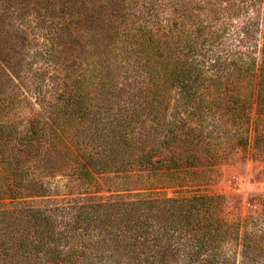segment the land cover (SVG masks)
<instances>
[{
  "label": "trees",
  "instance_id": "trees-1",
  "mask_svg": "<svg viewBox=\"0 0 264 264\" xmlns=\"http://www.w3.org/2000/svg\"><path fill=\"white\" fill-rule=\"evenodd\" d=\"M248 7L260 12L264 0H0V204L22 206L19 211L32 218L35 230L41 228V234L46 232L41 243L46 246L45 264H78L79 260L74 252L61 257L48 250L56 234L65 232L52 228L54 212L59 210L64 217L75 205L68 203L61 208L41 205L42 201L61 200L46 199L44 177H52L54 172L83 185L84 192L102 182L98 180L104 179V184L111 185L114 177L122 178L121 182L127 186L132 182L138 184L146 167L154 177L163 173L180 184L179 180L194 173L195 166L200 164L201 154L192 148L203 143L202 129L207 125L220 131L229 149L233 145L246 147L253 130L254 148L264 158V33L260 47L251 45L245 26V31L237 34V45L222 42L229 19ZM261 20L264 30V13ZM39 29L48 37L46 41L40 42L36 33ZM120 36L129 40L136 63L118 64V69L124 79L133 78V88L139 96H150L142 99L137 105L140 109L135 111L127 103L117 102L113 103L116 109L111 111L113 107L107 105L113 101L99 96L104 91L105 95L110 93L107 84L114 86L113 78H108L111 72L96 82L90 74L97 67L89 58L111 50ZM53 40L64 46L57 48ZM30 43H36L32 60L36 56L43 59L33 70L34 77L46 68L51 73L46 79L47 94H41L40 82L33 85L34 101L40 108H30L23 120L19 119L17 105L27 100L26 92L34 81L32 78L25 90L22 51ZM256 47L260 62L254 56ZM32 62L28 59L25 65ZM90 85L94 87L91 92ZM172 92L179 97L172 107L183 114L166 122L163 140L169 143L165 147L169 153L154 144L143 150L139 115L143 108H149L153 117L148 126L156 130L159 122L155 117L167 111L170 106L167 98ZM102 113L105 115L101 116ZM100 116L107 120L103 123ZM99 122L103 123L100 128ZM93 124L99 133L91 130ZM96 138L100 141L91 143ZM174 144L189 146L188 153L175 149ZM209 149L214 151L210 145ZM98 155L109 157L112 175L103 174L111 163L101 164V159L95 157ZM154 155L156 159H152ZM185 159L191 165L184 163ZM160 161L165 163L163 170L158 167ZM101 197L87 195L63 200L80 199L77 212L85 207L97 212L109 205L100 201ZM4 198L10 199L6 202ZM166 201L188 206L213 204L212 197L202 195ZM140 203V199H135L127 204L134 210ZM78 218L73 213L71 218H61L60 222L66 228ZM208 219L205 225L198 226L205 235L213 238L230 231L223 224L230 225L219 222L215 216ZM262 231L246 232L243 239H250L252 246L264 252V226ZM243 244L249 247L247 241ZM2 246L0 264H21L16 252H3L6 247Z\"/></svg>",
  "mask_w": 264,
  "mask_h": 264
},
{
  "label": "rangeland",
  "instance_id": "rangeland-1",
  "mask_svg": "<svg viewBox=\"0 0 264 264\" xmlns=\"http://www.w3.org/2000/svg\"><path fill=\"white\" fill-rule=\"evenodd\" d=\"M263 13V8L260 12H253V8L248 7L240 11L238 15L232 16L226 26V34L222 42L225 45L229 42L231 46L237 45L235 44L237 34H242L245 26L247 30L249 29L251 45L256 44L260 47L264 33L261 20ZM40 30H36L40 42L46 41L48 37L44 36L43 30ZM53 43L58 44L56 40H53ZM35 45L36 43H30V47L22 51L25 63L28 59L33 61L30 65L23 63L22 66L26 73L23 81L25 90L29 89L31 79L34 80L31 83L32 87L26 92L27 100L17 105L19 119L23 120L29 114L30 108H40L34 101L33 85H38L40 82L41 94H47L46 79L51 73V70L46 68L44 73L39 71L34 77L33 70L43 63V59L39 56L32 60L33 53L36 51L33 47ZM48 45L49 43L45 47ZM63 46L64 44L60 41L57 48ZM112 46L111 50L107 51V49L89 58L97 67V70L90 74L96 82L104 77V74L111 72L108 78H113L114 86L107 84L108 87L110 86V93L105 95L106 91H104L103 95H99L113 101L107 105L113 107L111 111L116 109L114 102L127 103L135 111L141 107L137 106L138 103L142 99H149L150 96H139L136 88H133V78L129 76L130 79H124L125 75L118 69L120 68L118 64L126 66L127 63L135 64V52L131 50L129 40L121 36L115 39ZM259 47H256L257 52L254 53L257 62H260ZM241 48L246 47L241 45ZM122 57L123 61L120 62ZM102 65H109V67L103 68ZM100 70L101 74L98 75ZM104 80L109 83V79L104 78ZM93 88L90 85V92ZM119 88L124 90L121 91ZM178 98L175 92L168 96L169 108L155 117L159 122L156 130L149 129L148 126L151 124L152 112L149 108L142 109L139 116L144 133L141 139L143 150L151 148L154 144L158 145L162 152L169 153L168 148H165L169 143L164 142L163 135L167 133V121L182 117L183 113L172 107ZM254 110L255 107L251 112L253 119L255 118ZM14 111L15 109L12 112ZM103 115L105 114L102 113L101 116ZM101 118L103 123L107 120V118ZM102 122L98 123L99 128L103 126ZM92 126L91 130L99 133L94 129V124ZM255 135L256 133L252 130L250 142L246 147L233 145V148L229 149L228 145H224L225 138L215 126H205L201 135L203 143L200 147L192 148L201 154L200 164L195 166L194 173L185 174L179 180L180 184L173 183L169 176L163 173L154 177L148 173L147 167L142 171L144 175L138 184L132 182L127 186L121 182L122 178L114 177L110 180L114 181L113 184H104V179L98 180L102 182L91 186L87 192H84L83 185H77L60 172H54L52 177H44V181H47L46 199L61 200L42 201V206L61 208L68 203L75 204L72 211L64 213V217H61L59 210L54 212L56 219L52 221V228L55 231L65 229V232L61 235L56 234L54 241L49 242L48 250L52 255L59 254L61 257L74 252L78 256V264H264V252L257 246H252L250 239H243L244 233L250 231L259 234L263 232L264 226V158L254 148ZM94 140L91 143L96 144L100 141L97 138ZM208 145L214 150L213 152L210 149L207 150ZM174 146L175 149L184 150L186 154L190 148L180 144H174ZM156 156L154 155L152 159H156ZM95 157L101 159V164L105 161L111 163L107 168L108 171L103 174L114 173L109 157L101 155ZM188 161L190 160L185 159L184 163ZM164 164L160 161L158 167L161 166L160 169L163 170ZM87 195L102 196L100 201L108 202L109 205L98 209L97 212L88 207L77 212L78 203H81L80 199L78 202L63 200L64 197L79 198ZM193 195L210 196L213 198V204L208 206L195 203L196 206H188L166 201L181 197L190 198ZM4 199L8 202L10 198ZM135 199L141 200L140 206L130 210L127 203ZM21 207L12 203L0 204V250L2 251V245H4L6 250L3 252H16L21 264H45L43 252L46 246L41 243L46 232L43 231L41 234V228L36 231L37 226L32 224V218L27 213L19 211ZM73 213L79 215L77 222L65 228L60 222L61 218H71ZM210 215L218 218L219 222L229 224L230 227L223 224V228L230 231L217 234L213 238L208 234L205 235L203 229L198 226L205 225ZM198 237L201 238L198 239ZM246 241L249 247L243 244Z\"/></svg>",
  "mask_w": 264,
  "mask_h": 264
}]
</instances>
